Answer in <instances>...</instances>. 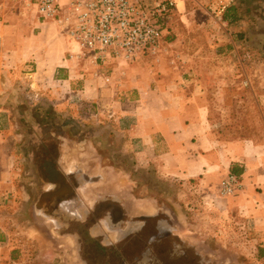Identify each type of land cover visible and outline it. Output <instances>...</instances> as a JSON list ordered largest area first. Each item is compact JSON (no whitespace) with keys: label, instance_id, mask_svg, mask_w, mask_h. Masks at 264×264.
I'll return each instance as SVG.
<instances>
[{"label":"crops","instance_id":"obj_1","mask_svg":"<svg viewBox=\"0 0 264 264\" xmlns=\"http://www.w3.org/2000/svg\"><path fill=\"white\" fill-rule=\"evenodd\" d=\"M234 1L245 8L254 3L247 8L251 12L258 10L261 0L178 1L156 55L135 60L83 56L56 23L40 22L32 11L0 15V116L14 114L17 108L20 119L29 115L34 120H19L21 126L39 133L31 140L30 148H36L27 160L32 163L34 158L52 155V171L62 181L76 173L74 179L90 191L116 195L93 185L108 179L107 172L113 178L118 157L112 153L107 159L99 157L93 147L112 145L113 153L122 147L131 161L128 179L193 184L214 218L244 223L248 240L243 241L259 243L263 256L264 143L227 140L216 133L225 129L218 121L219 111L233 113L228 102L247 98L240 90L252 89L250 97L257 103L264 98L246 72L245 37L236 34L243 7L229 8ZM256 24L259 30L264 22L258 19ZM233 86L237 91L229 93ZM56 115H68L76 122L56 124L52 120ZM2 120L0 197L21 173L17 159H24L17 153L27 147ZM93 162L107 163L105 171L101 166L91 170ZM228 174L237 176L241 187L236 194L221 197L220 182ZM76 190L81 194L80 188ZM6 226L0 222V228ZM0 233V264L24 263L12 247L10 232L1 229ZM44 243L53 253L55 242L41 240L37 248ZM66 243L59 242L55 253L64 254L52 255L48 264H81L75 254L70 256Z\"/></svg>","mask_w":264,"mask_h":264},{"label":"rangeland","instance_id":"obj_2","mask_svg":"<svg viewBox=\"0 0 264 264\" xmlns=\"http://www.w3.org/2000/svg\"><path fill=\"white\" fill-rule=\"evenodd\" d=\"M235 3L234 1L229 8L233 7L235 11H238L243 7L239 11L241 20L238 26L240 30L237 32L240 33L236 34L245 37V53L247 54H244V57L246 58L245 62L248 63L246 72L254 82L253 87L256 93L264 97V25H262V29H256L258 19L264 22V0L258 1L256 5L258 10H251V12L247 8L253 6L254 3H249L247 8L240 6L242 4L236 5ZM5 6L7 7L5 15L31 12L15 2H8ZM172 16L173 13L167 19L165 28L170 23ZM165 31L163 30V32ZM216 91L218 92L217 89ZM234 91H237L234 86L228 90L229 93ZM242 92L247 94L245 100L239 103L228 102L233 113L223 114L219 111L218 121L225 129L216 133L227 140L249 138L255 143H264V98L260 103H257L250 97L252 89L245 88L244 91L240 90V93ZM216 103L222 104L218 101ZM237 106L239 107L237 108ZM14 111V114L3 115L4 118L0 116V119H3L4 125L8 123L9 127H12L11 132L16 135L18 140H21V146L27 144V147L25 149L21 147L17 153L18 157L24 159V161L17 159V168L22 170L21 173H18L14 182L8 185L9 189L5 192L6 195L0 197V222L7 224L0 230L6 229L10 232L12 247L17 248L25 258L22 264H48L52 255L64 254L62 252L55 253L59 242L62 240L69 242V240L68 238L62 239L63 234L60 232V228L54 224L51 218H45L33 207L35 186L38 188L40 185L34 166L27 159L36 148L33 146L30 148L31 140L38 139L39 133L32 132L31 126L28 128L20 125L21 121L34 123L29 115L20 119L17 113L18 109L16 108ZM71 118L68 115L52 116V120L56 124L74 121ZM68 132L65 130L66 135ZM32 144L35 145V143ZM110 147L112 150L114 149L112 145L107 144H95V148L93 147L99 157L107 159L108 154L111 153L118 157V162L113 164L115 165L113 178H109V172H107L108 179L97 181L93 187L99 191L106 188L105 190H111L116 194L124 205L126 214L148 213L156 210L166 214L165 218L170 222L172 234L176 235L175 239H171V242L176 243L180 257L170 259L165 256L162 264H264V255L261 256L259 243L243 241L248 240L244 223L237 220L228 221V219L214 218V213L197 193L193 184L184 186L181 183L170 181H164L166 184H162L157 179L144 181L128 179L126 173L132 171L130 158L126 157L122 147H118L116 153L110 152ZM106 164L93 162L89 164V167L92 170L93 167L98 169L101 166L104 172ZM133 173L138 176L141 171L133 170ZM142 187L146 192H143ZM0 236H3V233H0ZM41 240L55 242L56 245L52 243L53 253L45 243L41 244L42 248H37L36 242H41ZM66 246L70 249V256H73L75 251L72 243H66ZM23 248L24 250L20 251ZM67 254L68 251L65 252V255Z\"/></svg>","mask_w":264,"mask_h":264},{"label":"flooded vegetation","instance_id":"obj_3","mask_svg":"<svg viewBox=\"0 0 264 264\" xmlns=\"http://www.w3.org/2000/svg\"><path fill=\"white\" fill-rule=\"evenodd\" d=\"M32 163L39 185H49L35 188L33 207L60 228L81 264H162L165 256L180 257L165 213L126 214L116 195L90 191L74 179L76 173L62 181L52 171V155Z\"/></svg>","mask_w":264,"mask_h":264},{"label":"built area","instance_id":"obj_4","mask_svg":"<svg viewBox=\"0 0 264 264\" xmlns=\"http://www.w3.org/2000/svg\"><path fill=\"white\" fill-rule=\"evenodd\" d=\"M177 1L180 0H0V15L6 3L15 2L34 12L40 22L56 23L83 56L99 54L135 60L156 55L166 21L177 10ZM240 187L239 178L228 174L220 182L219 195L232 196Z\"/></svg>","mask_w":264,"mask_h":264}]
</instances>
